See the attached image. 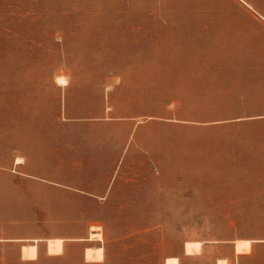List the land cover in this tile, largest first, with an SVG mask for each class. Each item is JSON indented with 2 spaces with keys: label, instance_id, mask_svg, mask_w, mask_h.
I'll use <instances>...</instances> for the list:
<instances>
[{
  "label": "rangeland",
  "instance_id": "obj_1",
  "mask_svg": "<svg viewBox=\"0 0 264 264\" xmlns=\"http://www.w3.org/2000/svg\"><path fill=\"white\" fill-rule=\"evenodd\" d=\"M237 240L264 264V0H0V264H237Z\"/></svg>",
  "mask_w": 264,
  "mask_h": 264
},
{
  "label": "crops",
  "instance_id": "obj_2",
  "mask_svg": "<svg viewBox=\"0 0 264 264\" xmlns=\"http://www.w3.org/2000/svg\"><path fill=\"white\" fill-rule=\"evenodd\" d=\"M111 192H112V188L110 187V188H106L105 190H103V191H100V192H95V193H90L89 192V195H91V196H93V197H95V198H97V199H106L110 194H111ZM53 240H55V239H53ZM64 240V251H65V243H66V240L65 239H63ZM41 241H43V242H46V244H47V247H46V251H47V255H49V256H62V255H64V251H63V253L62 254H59V255H51V254H49V252H48V241L49 240H35V244H33V245H35L36 247H37V252H38V256H37V258L35 259V260H27V259H24L23 258V256H22V248H23V246H32V245H22L21 246V250H20V252H21V257H22V259L23 260H25V261H37L38 260V258H39V256H40V250H39V242L41 243ZM81 241H85V239H83V240H81ZM238 241H248V240H237L236 242H235V245H234V250H235V253H236V263L237 264H239V261H240V259L241 258H243V257H249V256H251L252 255V253H253V244H252V242L251 241H248V242H250V246H249V250L248 251H246V252H243V253H238L237 252V246H236V243L238 242ZM87 248H90V247H86L85 249H84V259H85V250L87 249ZM186 252V251H185ZM186 255H188V254H186ZM176 258V257H175ZM179 259V258H178ZM85 261H86V259H85ZM180 261V260H179ZM220 261V260H219ZM218 261V262H219ZM226 261V260H225ZM87 262V261H86ZM88 263H91V262H88ZM94 263H97V262H94Z\"/></svg>",
  "mask_w": 264,
  "mask_h": 264
},
{
  "label": "bare ground",
  "instance_id": "obj_3",
  "mask_svg": "<svg viewBox=\"0 0 264 264\" xmlns=\"http://www.w3.org/2000/svg\"><path fill=\"white\" fill-rule=\"evenodd\" d=\"M57 81H58V83L60 84V85H67L68 84V82H67V80L65 79V77H58L57 78ZM21 163V160L19 159L18 160V164H20ZM61 250H62V242H50V251H51V253H56V254H58V253H60L61 252ZM92 253L93 252H89V257L91 258L92 256ZM33 253H32V251L31 250H26L25 251V255L26 256H30V255H32ZM166 264H180V261H179V259L178 258H168L167 260H166ZM218 264H226V261L225 260H220L219 262H218Z\"/></svg>",
  "mask_w": 264,
  "mask_h": 264
}]
</instances>
